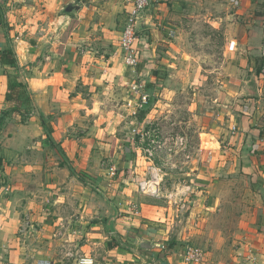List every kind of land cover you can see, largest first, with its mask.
Listing matches in <instances>:
<instances>
[{
    "label": "crops",
    "instance_id": "obj_1",
    "mask_svg": "<svg viewBox=\"0 0 264 264\" xmlns=\"http://www.w3.org/2000/svg\"><path fill=\"white\" fill-rule=\"evenodd\" d=\"M0 2L6 5L8 18L0 22V53L11 48L17 60L9 66L0 57V118L10 111L6 95L12 79L23 84L30 97L24 121L10 122L13 126L7 131V124L0 123V264H78L84 258L94 264H189L184 260L187 245L170 241L165 209L141 203L138 213L139 199L126 196L127 188L133 186L128 176L135 170L133 162H121L114 180L111 169L101 168L98 153L116 159L122 148L116 136L109 139V127L84 130L78 136L69 130L90 116L107 115L119 121L109 110L103 112L108 101L98 96L114 84L129 81V68L122 65L118 45L134 0ZM255 3L240 1L244 9ZM68 7L71 12L66 11ZM150 9L152 14L146 15L142 26L156 28V21L169 15L170 2L151 0ZM147 47L150 58H155V43ZM232 48L238 50L227 47V57ZM187 52L179 50L176 62L167 50L163 63L170 75L172 69L182 74L191 58ZM263 67L262 53L249 54L241 60L239 75L233 74L235 69L227 73L226 78L233 79L239 93L245 94L243 103L226 105L215 117L207 113L204 120L210 126L198 135L200 160L208 158L210 168L216 170L223 159L226 169L238 168L257 183L262 194L247 225L253 252L238 264H264ZM219 71L216 67L209 74ZM137 75H141L139 68ZM170 75L166 86L174 87ZM180 78L178 86L184 88L187 79ZM151 82L156 84L154 76ZM197 101L194 98L187 109L195 121L202 117ZM93 121L98 123L96 118ZM125 144L130 155L138 151L133 139L126 137ZM92 187L99 196L92 195Z\"/></svg>",
    "mask_w": 264,
    "mask_h": 264
},
{
    "label": "rangeland",
    "instance_id": "obj_2",
    "mask_svg": "<svg viewBox=\"0 0 264 264\" xmlns=\"http://www.w3.org/2000/svg\"><path fill=\"white\" fill-rule=\"evenodd\" d=\"M255 1L250 8L244 9L243 4L233 7L229 0H168L171 8L169 15L156 21V28L147 23L145 26L142 23L140 25L144 36L137 45L141 75L133 74L129 69V81L126 84H114V87L98 96L100 100L109 103L105 102L103 112L109 110L119 117V121L113 116H90L82 118L69 128L78 136L84 130L91 132L92 129L109 127L108 131L112 133L108 132L109 139L116 136L119 139H116L117 145L122 148L120 158L116 159L98 153L101 168L114 169L111 171V178L114 180L119 176L117 169L121 162L131 160L135 170L128 176H132L133 186L127 188L126 196L139 199L137 212L141 211V203L165 209V224L170 241L201 249L204 264L243 263L247 255L253 252L249 246L252 232L247 225L250 224V213L257 208L262 196L259 187L238 168L226 169L225 161L221 158L216 170L210 168L208 158L201 157L200 160L198 135L203 128L206 130L210 126V122L204 120L207 113L215 117L221 109L225 110L226 105L243 103L245 94L239 93L238 84L226 77L234 69L236 72L233 74L239 75L237 71L243 57L263 54L264 4ZM5 7L0 2L1 23H5L7 18L4 16H7ZM150 13L152 14L151 9L146 15H151ZM17 22L20 27L21 21ZM168 30L169 36L166 35ZM164 37L169 41L163 42ZM153 43L156 53L155 58H150L147 45ZM232 46L238 50L232 48L234 52L227 57L226 48ZM168 49L176 62L179 50L188 51L191 58L182 67V74L176 69H172L171 75L167 72L168 68L163 60L165 56H169L166 54ZM118 50L122 65H125L119 45ZM216 67L220 69L219 73L210 75V69ZM169 75L175 82L174 87L166 86ZM153 76L156 84L151 82ZM180 76L187 79L188 84L184 88L178 86V81L182 82ZM228 80L231 84L227 83ZM138 82L147 87L151 98L136 119L129 116L126 103L132 99V86ZM194 83H198L197 89ZM85 98L90 100V97ZM194 98L199 101L202 113L198 121L187 112L188 105ZM21 109L20 112L10 110L2 114L3 120L0 118V123L7 124V128L2 129L7 131L25 120L28 110ZM260 110L264 111V108L261 107ZM94 118L98 123L93 121ZM138 130L143 136L134 134ZM126 137L133 139L135 150L138 149L133 155L128 153ZM95 139L108 142L103 140L104 137L102 140ZM152 147L154 151L151 150ZM148 150H151L152 156ZM232 159L231 157L227 163ZM153 169L158 175L159 187L152 195L143 192L141 184L153 180ZM155 169L158 171L155 172ZM157 179L154 184L158 182ZM121 193L124 194V191ZM94 194L100 195L92 187V195Z\"/></svg>",
    "mask_w": 264,
    "mask_h": 264
},
{
    "label": "built area",
    "instance_id": "obj_3",
    "mask_svg": "<svg viewBox=\"0 0 264 264\" xmlns=\"http://www.w3.org/2000/svg\"><path fill=\"white\" fill-rule=\"evenodd\" d=\"M241 0H229L233 7H238ZM151 6V0H134L131 9L128 11V16L125 20L124 28L121 32L119 39V49L123 58L124 64L131 70V73H138V67L140 65V54L138 52V42L143 39V34L141 33V23L146 18V14ZM263 58H264V44H263ZM261 76L264 78V67L261 72ZM133 97L129 99L126 103V108L129 110V116L131 118H138L139 114L145 109L150 102V94L148 93L147 87L138 82L132 86ZM135 135L143 136L140 130L135 131ZM136 135V136H137ZM153 144L155 141H152ZM154 151V147L151 148ZM151 150H148L150 156L153 154ZM114 169H111L113 171ZM158 169H155V172ZM154 173V169H153ZM152 173V174H153ZM153 180L141 184V190L145 193L155 194L156 187L151 186V182H154L158 178L156 173L153 174ZM159 187V186H158ZM204 259V253L201 249L194 246H186L184 252V260L189 264H201ZM78 264H94L92 259H81Z\"/></svg>",
    "mask_w": 264,
    "mask_h": 264
},
{
    "label": "trees",
    "instance_id": "obj_4",
    "mask_svg": "<svg viewBox=\"0 0 264 264\" xmlns=\"http://www.w3.org/2000/svg\"><path fill=\"white\" fill-rule=\"evenodd\" d=\"M1 60L4 64L9 66H15L17 60L15 54L11 48L6 49L0 53ZM9 110L20 112L24 108L28 109L30 105V97L23 84L16 80H11L9 83V91L6 95Z\"/></svg>",
    "mask_w": 264,
    "mask_h": 264
},
{
    "label": "bare ground",
    "instance_id": "obj_5",
    "mask_svg": "<svg viewBox=\"0 0 264 264\" xmlns=\"http://www.w3.org/2000/svg\"><path fill=\"white\" fill-rule=\"evenodd\" d=\"M157 180H158V182L156 183L157 185L154 184V182H151V186H152V187H156V191H157V186H158V183H159V179H157Z\"/></svg>",
    "mask_w": 264,
    "mask_h": 264
},
{
    "label": "water",
    "instance_id": "obj_6",
    "mask_svg": "<svg viewBox=\"0 0 264 264\" xmlns=\"http://www.w3.org/2000/svg\"><path fill=\"white\" fill-rule=\"evenodd\" d=\"M71 8H72V7H68L66 11H67V12H71V11H72Z\"/></svg>",
    "mask_w": 264,
    "mask_h": 264
}]
</instances>
